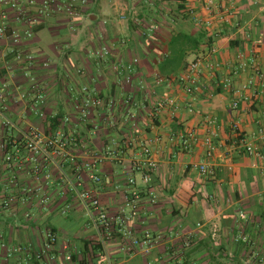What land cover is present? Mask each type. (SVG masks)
I'll return each instance as SVG.
<instances>
[{"label": "crops", "instance_id": "0c3cea01", "mask_svg": "<svg viewBox=\"0 0 264 264\" xmlns=\"http://www.w3.org/2000/svg\"><path fill=\"white\" fill-rule=\"evenodd\" d=\"M206 1L88 0L77 20L58 15L37 28L32 47L47 62L35 73L49 101L46 119L27 108L28 99L17 98L11 117L44 132L58 129V121L70 117L63 131L74 138L68 151L77 164L104 158L96 171L101 180L92 181L83 170L82 187L94 192L114 218L121 216L126 194L136 190L140 208L122 230L137 238L149 233L160 241L150 249L127 251L122 249L126 240L116 233L101 245L72 190L75 165L67 158L38 157L37 181L32 164L8 170L0 162V264H165L172 252L174 264H264V161L233 145L237 123L264 150V95L248 93L249 99L231 108L235 91L252 75V63L264 70V0H220L221 14L213 15ZM100 45L111 51L101 60L92 56ZM211 48L215 52L205 62L212 66L204 64L198 88L189 95L175 79L186 63ZM238 54L244 56L243 69H238ZM134 58L138 63L129 86L124 68ZM157 75L170 83L155 85ZM4 80L10 79L0 71V82ZM140 83L146 89L140 90ZM12 84L22 90L29 86L19 77ZM84 86L105 104L81 122L75 102ZM165 97L174 98L178 110L165 106L154 117V105ZM210 118L216 120L214 127L206 124ZM190 130L197 140L186 147L180 135ZM212 131L222 148L207 158L204 141ZM4 137L0 129V139ZM140 144L151 147L157 165L147 185L132 168ZM202 162L214 167L213 176L198 173L195 166ZM130 177L135 185L129 184ZM8 196L16 199L14 211L1 207ZM47 229L58 241L39 260L35 254ZM188 234L193 242L184 248ZM16 248L20 250L12 252Z\"/></svg>", "mask_w": 264, "mask_h": 264}, {"label": "built area", "instance_id": "2783aa9c", "mask_svg": "<svg viewBox=\"0 0 264 264\" xmlns=\"http://www.w3.org/2000/svg\"><path fill=\"white\" fill-rule=\"evenodd\" d=\"M88 3V0H0V71L4 72L10 80L0 82V129L3 130L5 137L0 139V162L5 165L8 170L21 169L24 164L31 165V172L33 173V180H39L41 174V166L37 163L38 157L55 160L56 158H67L75 165L76 180L72 190L79 203L87 211V215L98 233L99 242L101 245L114 238L116 233H120L126 242L122 249L131 250L134 246H145L152 248L160 241L158 237H152L146 233L142 238L133 237L129 230L123 231L122 227L125 223L136 213L140 208L139 193L134 190L124 199V205L121 207L119 213L120 217H111L107 211L102 207L99 198L94 192L84 189L81 184V173L83 170L88 172L89 178L94 182L101 180L96 173L97 166L103 161V157L94 156L91 161L78 163L75 155H72L68 148L74 145V138H68L65 134L64 127L71 122L70 117L66 116L59 120L58 129L44 132L31 125L22 126L15 121L11 115V103L16 102L15 98L19 100L28 99L26 103L27 108L39 119H46L44 107L48 101L45 89L40 85V82L35 77L37 68L47 66V62L41 59V53L34 50L32 41L35 38L37 28L46 20L57 15L64 16L69 21L77 20L82 8ZM220 0H207L206 8L210 14H221L219 7ZM211 25L210 22L207 23ZM215 49H208L205 55L195 58L194 60L185 64L182 73L176 77L175 82L183 86V90L192 95L197 90V82L203 70V66L207 63V68H211L210 61H206L215 51ZM110 49L106 45H100L92 51V56L97 59H104L110 56ZM237 60L240 63L238 69H243L246 64L242 54L237 55ZM138 63V59L134 58L128 63L125 68V84L132 86L134 67ZM252 75L248 80L238 88L235 99L231 103V108L236 110L242 98L249 99L248 93L251 96L257 94L264 95V70L253 62L251 65ZM19 77L25 78L29 83L26 90H22L20 85H13L12 79ZM169 84L170 81L156 76L154 84L161 86ZM140 90L146 89L144 83H140ZM129 100V99H128ZM17 101V102H18ZM129 102V101H128ZM105 104L102 98L97 96L94 90L88 86H84L82 91L77 95L75 102V109L78 113V119L81 122H86L91 111L94 108L102 107ZM173 109V112L178 110V104L174 98L165 97L158 104L154 105V117H156L163 107ZM188 113L193 114V106H189ZM208 126L214 127L216 120L210 118L207 120ZM234 143L239 146L241 152L250 157H254L259 161H264V150L260 149L255 143L249 141L240 131L237 123L233 125ZM216 136L212 131L208 137L205 138L204 144L206 146L205 155L207 158L213 155L222 148L218 142H214L213 138ZM183 144L188 147L195 140L197 135L194 130L186 131L180 135ZM253 139V137H252ZM155 138L154 141H158ZM140 153L138 159L132 162L133 170L141 173V183L147 185L151 180V171L156 169V161L152 157L151 147L146 144H140ZM198 173L203 177H210L215 174L214 167L206 162L199 163L195 166ZM129 184L135 185L136 180L130 177ZM16 199L13 196L5 197L1 202V207L6 211H14L16 208ZM129 209V216L125 215V210ZM29 213L26 217H29ZM200 227V224H197ZM58 241V235L51 229L45 231V242L42 249L35 254L36 259H41L43 255L51 249ZM192 235L188 234L183 241L184 248H188L192 244ZM20 248L13 249L12 252H18ZM172 252L165 264H174L175 257ZM70 259V256L67 257ZM107 264H121L111 263Z\"/></svg>", "mask_w": 264, "mask_h": 264}, {"label": "trees", "instance_id": "16d2710c", "mask_svg": "<svg viewBox=\"0 0 264 264\" xmlns=\"http://www.w3.org/2000/svg\"><path fill=\"white\" fill-rule=\"evenodd\" d=\"M98 245H100L99 243H98ZM101 246V245H100ZM93 249H95L94 251H96V249H98V247H95L94 245H93Z\"/></svg>", "mask_w": 264, "mask_h": 264}, {"label": "rangeland", "instance_id": "374dc122", "mask_svg": "<svg viewBox=\"0 0 264 264\" xmlns=\"http://www.w3.org/2000/svg\"><path fill=\"white\" fill-rule=\"evenodd\" d=\"M58 16V15H57Z\"/></svg>", "mask_w": 264, "mask_h": 264}]
</instances>
